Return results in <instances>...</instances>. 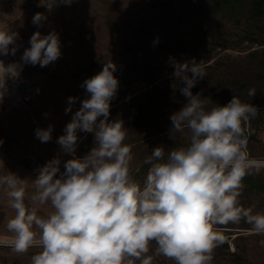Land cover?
Returning <instances> with one entry per match:
<instances>
[{
  "label": "clouds",
  "instance_id": "1",
  "mask_svg": "<svg viewBox=\"0 0 264 264\" xmlns=\"http://www.w3.org/2000/svg\"><path fill=\"white\" fill-rule=\"evenodd\" d=\"M73 0H48L70 6ZM41 4L42 3L41 0ZM45 6V5H44ZM46 16L36 13L34 25L43 26ZM18 33L0 24V56H15ZM159 42V37L154 43ZM23 64L46 67L61 56V42L54 30L30 37ZM173 77L186 103L170 115L169 138H187V146L167 151L152 149L143 163L150 165L143 183L132 175V148L125 143L127 128L120 118L110 119L111 101L119 81L115 63L103 64L100 72L81 87L89 94L59 136L57 143L71 158L63 164L55 157L35 170V178L0 174V189L14 215H4L8 246L16 254L38 249L31 264H152L155 254L174 264H212L215 248L226 237L214 226L239 223L264 236V213L243 207L239 197L244 178L264 170V158L251 157L247 126L258 114L252 103L233 95L225 105L207 108L208 99L192 89L206 75L203 61L178 62L169 58ZM22 64L0 59V102L8 92V80H16ZM254 89L247 95L254 97ZM77 97H68L65 112L72 111ZM47 115V114H45ZM93 134V146L76 156L77 132ZM53 127L37 128L35 136L46 143ZM248 133V134H246ZM3 141L0 140V144ZM29 188L31 194L29 195ZM28 200V203H26ZM45 207L50 211L40 214ZM264 247V239L260 240Z\"/></svg>",
  "mask_w": 264,
  "mask_h": 264
},
{
  "label": "rangeland",
  "instance_id": "2",
  "mask_svg": "<svg viewBox=\"0 0 264 264\" xmlns=\"http://www.w3.org/2000/svg\"><path fill=\"white\" fill-rule=\"evenodd\" d=\"M252 1L245 0L246 6ZM42 3L45 6L41 0H0V24L18 33L19 45L15 56L0 59L5 64L20 62L23 79L19 80L37 87L31 107L14 105L6 97L0 102V174L10 171L34 179L35 170L55 157L60 158L63 171L71 157L57 139L81 102L89 98L81 84L112 61L119 86L111 101L110 119H122L127 128L125 143L134 157L132 175L142 184L150 167L143 161L153 148L163 146L167 155L168 150L188 143L181 134L176 141L168 135L170 115L186 103L178 90L183 85L173 77L170 57L178 62L203 61L206 75L192 91L208 99L207 108L225 105L233 95L243 96L241 100L248 103L263 102L247 126L253 132L247 149L251 157L264 158V19L255 27L242 17L238 25L227 10L218 15L199 12L194 0H73L70 6L57 3L51 9L46 7L48 0ZM36 13L46 16L42 27L32 23ZM53 30L59 35L61 56L46 67L23 64L21 56L30 47L31 35ZM157 37L159 42L154 43ZM249 89L255 90L254 97L247 95ZM70 96L77 100L66 113ZM49 125L52 139L42 143L35 130ZM77 135L76 156L82 157L93 146V134L78 130ZM252 176L264 178V170ZM239 200L241 206L264 213V195L244 186ZM50 210L45 207L40 214ZM5 214L10 218L14 212L0 189V264H31L38 249L25 254L12 251ZM214 227L226 240L215 248L212 264H264V247L259 243L264 236L252 233L246 222ZM155 249L152 242L148 253L152 264H174L156 255Z\"/></svg>",
  "mask_w": 264,
  "mask_h": 264
},
{
  "label": "trees",
  "instance_id": "3",
  "mask_svg": "<svg viewBox=\"0 0 264 264\" xmlns=\"http://www.w3.org/2000/svg\"><path fill=\"white\" fill-rule=\"evenodd\" d=\"M194 3L197 10L206 15H218L227 10L238 25L242 17H247V22L256 25L255 27H258L257 24L264 19V0H253L249 6H246L245 0H194ZM247 41L250 42L252 40L247 39ZM242 97L240 96L239 98L241 99ZM261 103L263 102L252 104L256 107H261ZM248 133H250L248 136L249 140L253 132L248 130ZM243 183L245 187L255 191L256 194L264 195V178H256L250 175L244 178ZM225 248L228 250L229 245L225 244Z\"/></svg>",
  "mask_w": 264,
  "mask_h": 264
},
{
  "label": "built area",
  "instance_id": "4",
  "mask_svg": "<svg viewBox=\"0 0 264 264\" xmlns=\"http://www.w3.org/2000/svg\"><path fill=\"white\" fill-rule=\"evenodd\" d=\"M22 81L23 80H17V79L10 81L11 88L16 91V87ZM30 88H31V84L29 85V89L27 91H25V92H23L21 94L18 93V96H17V99H16L17 105L26 106L25 102H24V99L29 100V99H34L35 98L36 94L32 93ZM12 89H11V91H13Z\"/></svg>",
  "mask_w": 264,
  "mask_h": 264
},
{
  "label": "bare ground",
  "instance_id": "5",
  "mask_svg": "<svg viewBox=\"0 0 264 264\" xmlns=\"http://www.w3.org/2000/svg\"><path fill=\"white\" fill-rule=\"evenodd\" d=\"M21 76H22V73H20V75H19V77L17 78V80H19V79H23V78H21ZM7 86H8V92H7V94L5 95V97L6 98H8V100H10L11 102H12V104H17V101H16V99H17V96H18V92H16L15 90H13L12 88H11V86H10V82L8 81L7 82ZM11 89L13 90V91H11ZM31 92L32 93H35L36 94V89H37V87L36 86H34V85H32L31 84ZM11 104V103H10Z\"/></svg>",
  "mask_w": 264,
  "mask_h": 264
},
{
  "label": "water",
  "instance_id": "6",
  "mask_svg": "<svg viewBox=\"0 0 264 264\" xmlns=\"http://www.w3.org/2000/svg\"><path fill=\"white\" fill-rule=\"evenodd\" d=\"M29 85H30V83L28 81L23 80L16 87V92H18L19 94H21V93L27 91L29 89ZM24 102H25V105L26 106L31 107V106H33L34 100L33 99H29V100L24 99Z\"/></svg>",
  "mask_w": 264,
  "mask_h": 264
}]
</instances>
